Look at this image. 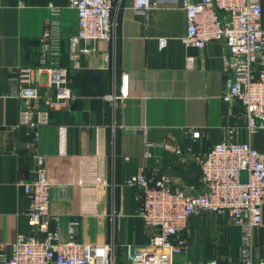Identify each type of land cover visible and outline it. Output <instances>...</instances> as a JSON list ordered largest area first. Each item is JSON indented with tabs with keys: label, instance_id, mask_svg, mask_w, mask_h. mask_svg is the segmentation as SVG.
Returning a JSON list of instances; mask_svg holds the SVG:
<instances>
[{
	"label": "crops",
	"instance_id": "obj_1",
	"mask_svg": "<svg viewBox=\"0 0 264 264\" xmlns=\"http://www.w3.org/2000/svg\"><path fill=\"white\" fill-rule=\"evenodd\" d=\"M156 1L146 17L125 0L115 11L114 40L81 43L89 50L80 54L81 67L69 76L79 97L52 111L35 145L47 157L51 211L60 217L62 238L68 237V222L77 220V238L115 243L118 264L126 263L127 244H145L156 232L137 214L140 191L123 186L125 178L141 166L148 173L157 168L173 177L174 186L192 191L194 185L199 191V165L189 157L181 160L163 144L181 145L185 153L189 147L205 151L225 139L228 125L239 126L238 139L247 140L242 105L222 99L223 44L214 40L203 49L186 46L180 0ZM69 2L0 0V252L8 256L17 233L26 227L28 201L17 182L29 179L34 165L31 139L17 127L21 103L10 94V74L20 65L40 64L50 3L62 8L54 27L61 38L59 65L72 66L68 38L78 31V16ZM262 8L264 26V0ZM160 37L168 38L163 48ZM188 56L195 58L193 67L187 65ZM43 79L47 82L46 74ZM41 89L49 92L46 85ZM189 128L202 130L205 137L193 144L186 135ZM253 145L264 151V131L254 136ZM184 234L189 249L177 257L179 264L237 262L241 228L228 218L211 212L193 215ZM254 240L259 264L264 260V206Z\"/></svg>",
	"mask_w": 264,
	"mask_h": 264
},
{
	"label": "built area",
	"instance_id": "obj_2",
	"mask_svg": "<svg viewBox=\"0 0 264 264\" xmlns=\"http://www.w3.org/2000/svg\"><path fill=\"white\" fill-rule=\"evenodd\" d=\"M136 12L148 17L156 0H127ZM263 0H180L187 20L186 34L181 38L188 47L203 49L210 41L223 44L225 86L222 99L226 104L239 102L246 120L247 140L238 139L240 127L226 126L225 139L205 151L185 153L181 145L171 147L181 160L188 157L199 165L201 189L174 186V179L159 169L147 172L145 166L125 178L123 186L137 188L140 206L137 214L149 227L156 228L148 242L125 246V264H179L177 257L186 253L189 242L185 230L193 215L203 212L224 216L241 228V244L237 262L257 264L255 230L262 225L264 206V151L253 145L254 136L264 131V26ZM125 0H70L76 10L78 31L68 38L72 66H60L61 38L54 33L55 17L62 8L48 5L40 37L45 51L36 66H18L10 74L11 95L19 99V121L34 147V165L29 179L20 178L28 205L26 227L17 233L8 256L0 252V264H118L117 245L112 242L80 241L76 236L77 220L68 222V237L62 238L60 217L51 211L52 181L48 175L47 157L36 145L41 130L51 122L57 107H66L77 96L70 87L72 70L81 67L80 54L88 48L82 42L114 40L117 20L115 11ZM160 48L168 43L160 37ZM188 67L195 58L188 56ZM47 75L44 82L43 75ZM46 85L48 91L41 88ZM108 96H104L106 98ZM109 98H112L109 96ZM194 144L205 137L196 128L186 130ZM150 145V144H148ZM187 155V156H186ZM146 156H151L146 151ZM129 160V156H124ZM204 264H219L211 259ZM259 264H264L261 260Z\"/></svg>",
	"mask_w": 264,
	"mask_h": 264
}]
</instances>
